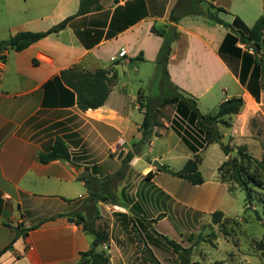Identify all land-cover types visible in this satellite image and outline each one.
Instances as JSON below:
<instances>
[{
    "label": "crops",
    "instance_id": "1",
    "mask_svg": "<svg viewBox=\"0 0 264 264\" xmlns=\"http://www.w3.org/2000/svg\"><path fill=\"white\" fill-rule=\"evenodd\" d=\"M174 1L119 0L115 5L116 0H100L102 10L69 20L59 33L22 51L0 53V251L14 238L6 224L33 227L0 255V264H77L80 253L93 241L73 217L87 196L84 183L77 178L90 164L94 166L88 172L100 177L95 165L126 144L122 137L112 138L124 114V109L118 111L111 102L114 83L103 106L82 111L75 104V94L70 104L61 88L71 91L59 79L61 71L72 67L88 72L106 69L111 77L112 66L121 60L155 64L162 38L152 33L151 27L171 24L179 32L167 64L174 85L187 95L198 96L228 75L240 86L241 98L251 99L235 74L238 63H226L218 55L227 30L216 38L221 25L202 16H185L176 24L169 23ZM78 4L79 0H0V41L18 32H43L74 15ZM121 49L125 56L112 62L110 58ZM182 72L202 90L187 85ZM199 72L204 76H197ZM223 94L220 103L230 98L227 92ZM155 129L157 132L158 127ZM56 137L67 145L70 160L40 163L38 154L47 152ZM129 165L130 169L136 166L137 157L133 156ZM151 169L144 167L141 173ZM103 245L108 252L119 251L110 235ZM116 260L109 258V264ZM122 264H126L124 257Z\"/></svg>",
    "mask_w": 264,
    "mask_h": 264
},
{
    "label": "rangeland",
    "instance_id": "2",
    "mask_svg": "<svg viewBox=\"0 0 264 264\" xmlns=\"http://www.w3.org/2000/svg\"><path fill=\"white\" fill-rule=\"evenodd\" d=\"M208 2L201 1L200 8L206 10ZM119 4L117 0L115 5ZM214 4L224 9L218 13L224 22L231 23L236 17L250 27L262 14L264 0H215ZM218 30L216 38L226 29L221 26ZM112 69L115 76L110 80V84L114 83L111 102L115 103L118 111L124 109L122 125H119L118 132L112 134V138L122 137L126 144L113 149V153L95 166L100 177L122 169L123 178L111 187L117 204L98 203V217H94L93 211L87 214L82 209V202L77 208L85 226L92 223L93 227L108 232L119 251L108 252L103 244L100 249L113 261L117 258L115 264H122V257L126 264H153L147 261L146 248L150 249L159 264H178L171 247L161 237L165 236L183 248H190L189 264H264L256 245L259 241L264 243V174L255 163L257 161L264 165V94L257 101L252 97L242 98L244 105L240 112L227 119L229 127L219 126L222 135L220 142L231 149L230 159L240 160L236 155L239 146L251 158L243 164L257 181L250 184L251 197L246 200L243 189L225 173L228 166L222 167L225 181L220 179L218 168L227 161V156L218 144H211L199 152L201 162L198 170L203 178L200 185H192L159 170L166 167L177 172L193 154L169 128V121L174 116L171 104L161 108V126L157 132L154 129L149 142L141 146L138 144V126L142 120L138 96L157 95V82L153 80L155 64L139 60L126 63L121 60ZM201 75L204 76V73L197 74ZM180 76L187 85L202 90V86L197 87L190 82L187 72H182ZM223 92L230 97H241L242 93L240 86L227 75L208 91L192 96L201 113L213 115L224 97ZM117 133H122V136ZM120 151L122 154L118 159ZM128 152L137 157V165L132 169L129 162H122ZM154 161L160 165L159 169L152 165ZM93 166L90 164L82 173H89L88 169ZM147 166L152 168L151 179L145 177L146 173H141ZM57 208L62 207L58 205ZM215 211L222 213L219 223L212 222ZM160 213L164 214L162 219H158ZM15 216L18 218L19 213L16 212ZM149 220L155 222L148 223Z\"/></svg>",
    "mask_w": 264,
    "mask_h": 264
},
{
    "label": "trees",
    "instance_id": "3",
    "mask_svg": "<svg viewBox=\"0 0 264 264\" xmlns=\"http://www.w3.org/2000/svg\"><path fill=\"white\" fill-rule=\"evenodd\" d=\"M201 1L204 0H177L169 12V23L176 24L185 16H202L212 24L223 26L227 33L218 48V55L226 63L231 61L238 63V69L235 70V74L239 84L257 101L260 93L264 91V4L262 14L252 26L247 27L236 17L233 18L231 23H226L219 18L218 13L223 12L224 9L215 6L212 3L215 0H209L206 10L200 8L199 3ZM100 10H102L100 0H79L78 9L74 15L65 18L49 29L43 32H18L5 40H1L0 53L3 51H22L50 34L59 33L65 29L69 20ZM150 31L162 38V43L155 59V76L153 79L157 82L158 93L155 96H142L140 94L138 96V103L142 109L138 144L141 146L149 142L154 129L161 126L159 121L160 117H162L161 108L165 104H171L174 116L169 121V128L193 156L177 172H173L166 167L159 170L184 179L192 185H200L203 183V178L198 170V165L201 162L199 152L205 150L211 144H218L222 153L225 156L229 155L231 149L220 142L222 135L219 131V126L229 127L228 117L238 114L244 102L239 96L230 97L219 103L213 115L201 113L196 99L181 91L170 81L168 75L167 64L171 53V45L178 39L179 32L171 24L158 28L152 26ZM109 72L110 70L106 69L88 72L79 67L68 68L60 72L59 79L71 91L61 88L64 93L68 94L70 104L73 103V95L75 94V104L79 110L96 109L104 105L109 94L110 80L111 77L115 76L113 72L112 76L108 77ZM236 155L240 158L239 161L235 158L227 159L219 166L220 179L225 181V173L228 174L230 180L243 189L246 200H248L251 197L250 184H255L257 180L254 174L246 171L243 162H249L251 158L242 146L237 147ZM132 157L133 154L128 152L122 162L127 164ZM37 160L43 164L55 160L69 161L68 147L60 137H56L47 152L38 154ZM255 163H257L264 174V165L257 161ZM224 166H228V171L225 173L222 172V167ZM145 177L151 179L153 173L148 171ZM122 178V169L103 177H97L90 173H81L77 179L84 183L87 191L82 209L87 214L93 211L94 217H98L97 204L99 202H108L116 205L117 200L111 187L114 182ZM163 215V213H160V218L158 219H162ZM256 216L258 215L256 214ZM73 217H75L76 224H82L83 229L93 236L91 247L80 253V260L77 264H109V256L100 249L102 244L108 242V232L93 227L92 223L89 226H85L84 219L78 212H75ZM221 219V212L215 211L212 213V222L219 223ZM153 222L155 220L148 221V223ZM6 225L14 231V238L0 251V255L11 248L18 237L24 238L33 229V227L23 228L20 224L15 226ZM211 236L214 237V234H211ZM161 237L171 247L178 259V264H189L190 248H183L177 242L165 236ZM256 245L264 259V243L259 241ZM146 251L148 252L147 261L159 264L150 249L146 248Z\"/></svg>",
    "mask_w": 264,
    "mask_h": 264
},
{
    "label": "water",
    "instance_id": "4",
    "mask_svg": "<svg viewBox=\"0 0 264 264\" xmlns=\"http://www.w3.org/2000/svg\"><path fill=\"white\" fill-rule=\"evenodd\" d=\"M116 2H117V0H116ZM41 57H42V58H45L44 56H41ZM121 154H122V152L120 151L119 154H118V156H117L118 159L120 158ZM227 159H228V160L230 159V155H227ZM152 165L155 166L157 169L160 168V165H159L157 162H155V161L153 162ZM68 220H69L70 222H74V219H72V218H69ZM0 221H1V218H0Z\"/></svg>",
    "mask_w": 264,
    "mask_h": 264
},
{
    "label": "built area",
    "instance_id": "5",
    "mask_svg": "<svg viewBox=\"0 0 264 264\" xmlns=\"http://www.w3.org/2000/svg\"><path fill=\"white\" fill-rule=\"evenodd\" d=\"M125 56V50L121 49L116 56H113L110 58V60L113 62V61H116L118 58H122Z\"/></svg>",
    "mask_w": 264,
    "mask_h": 264
}]
</instances>
